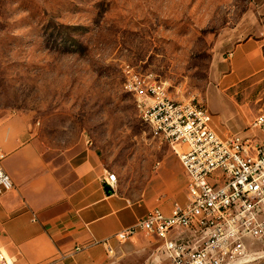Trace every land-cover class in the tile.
Masks as SVG:
<instances>
[{
    "label": "rangeland",
    "instance_id": "374dc122",
    "mask_svg": "<svg viewBox=\"0 0 264 264\" xmlns=\"http://www.w3.org/2000/svg\"><path fill=\"white\" fill-rule=\"evenodd\" d=\"M246 41L264 56V0H0V119L24 115L56 164L90 143L137 193L167 147L125 91L127 70L207 105L222 136L262 137L247 132L264 113V70L224 87L225 58ZM152 248L130 264H170Z\"/></svg>",
    "mask_w": 264,
    "mask_h": 264
},
{
    "label": "crops",
    "instance_id": "0c3cea01",
    "mask_svg": "<svg viewBox=\"0 0 264 264\" xmlns=\"http://www.w3.org/2000/svg\"><path fill=\"white\" fill-rule=\"evenodd\" d=\"M224 87L264 70V56L250 41L227 55ZM213 127L215 128L214 122ZM222 136V134H220ZM147 161L155 165L142 191L131 193L119 185V175L90 143L62 164L47 158L28 119L11 114L0 119L3 169L15 189L0 197V248L27 264H130L138 253L158 248L156 238H117L148 212L159 207L170 215L175 204L187 203V177L178 155L167 144ZM117 175L114 194L105 193L104 180ZM107 241L81 252L78 246ZM157 249H155L156 251Z\"/></svg>",
    "mask_w": 264,
    "mask_h": 264
},
{
    "label": "built area",
    "instance_id": "2783aa9c",
    "mask_svg": "<svg viewBox=\"0 0 264 264\" xmlns=\"http://www.w3.org/2000/svg\"><path fill=\"white\" fill-rule=\"evenodd\" d=\"M126 92L134 96L141 119L153 137L178 155L187 177V203L175 204L170 215L154 208L117 236L121 244L144 234L159 241L157 251L170 264H264V113L251 123L258 134L221 136L213 127L209 107L195 98L177 101L164 83L132 69ZM0 197L15 189L2 167ZM113 190L117 175L104 180ZM108 242L78 246L81 252ZM0 264H27L0 248Z\"/></svg>",
    "mask_w": 264,
    "mask_h": 264
},
{
    "label": "water",
    "instance_id": "95a60500",
    "mask_svg": "<svg viewBox=\"0 0 264 264\" xmlns=\"http://www.w3.org/2000/svg\"><path fill=\"white\" fill-rule=\"evenodd\" d=\"M104 190H105V193H106L108 196L114 194V190H113L110 186H108V185H106V186L104 187Z\"/></svg>",
    "mask_w": 264,
    "mask_h": 264
}]
</instances>
